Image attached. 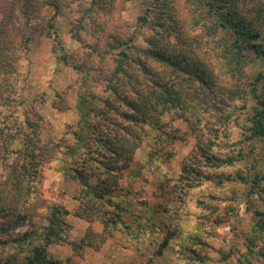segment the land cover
Wrapping results in <instances>:
<instances>
[{
  "label": "trees",
  "instance_id": "1",
  "mask_svg": "<svg viewBox=\"0 0 264 264\" xmlns=\"http://www.w3.org/2000/svg\"><path fill=\"white\" fill-rule=\"evenodd\" d=\"M131 1L0 0V264H62L48 249L66 241L69 211L44 193V169L59 156H80L69 169L78 186L75 215L103 228L100 234L89 228L71 246L76 252L101 249L130 212L112 198L123 172L132 168L149 130L161 152L182 140L176 122L200 138L198 156L183 164L180 181L185 190L207 192L199 200L195 233L177 238L182 258L210 264L208 240L240 216L236 201L246 195L253 225L236 264L264 260V208L255 207L257 200L264 205V172L254 152L264 141V70L253 78L246 71L254 59L264 60V0H154L137 25L122 16ZM48 9L51 17L43 15ZM64 9L72 11L70 33L85 57L60 59L89 77L78 125L60 141L43 144L46 96L37 95L20 112V67L31 34L54 38ZM139 28L150 31L146 47L136 45ZM53 107L71 109L67 91L56 95ZM249 110L241 123L240 114ZM235 127L242 139L233 143ZM246 144L252 147L246 150ZM247 159L251 166L238 165ZM241 186L249 193L240 194ZM175 238L166 233L158 253ZM229 257L223 254L224 261Z\"/></svg>",
  "mask_w": 264,
  "mask_h": 264
},
{
  "label": "rangeland",
  "instance_id": "2",
  "mask_svg": "<svg viewBox=\"0 0 264 264\" xmlns=\"http://www.w3.org/2000/svg\"><path fill=\"white\" fill-rule=\"evenodd\" d=\"M153 1L133 0L127 3L122 13L123 18L137 25L138 17L144 14ZM43 15L51 17L52 11L45 10ZM72 19V11L64 9L56 20L54 38L44 37L40 32L32 33L33 43L30 51L21 61L20 94L24 105L20 108V112H26L37 95L46 96L47 101L41 111L43 144L50 140L60 141L68 128L77 126L82 118L79 100L84 93L85 82L89 75L79 73L72 65H67L60 59L63 54L72 55L78 62L83 61L85 57L80 43L71 36ZM149 35V30L139 28L136 45L146 47V38ZM262 70H264V60L254 59L246 71L253 78ZM65 91L70 96L71 109L59 111L53 107V101L58 93ZM249 106L252 108L253 102ZM249 113L250 110L240 114L241 123L245 122ZM174 125L180 128L181 134H184L182 140L168 145L167 151L161 152L155 143V133L149 130L142 147L136 151L132 168L123 172L121 189L115 192L112 198L130 212L125 213L124 223L114 231L101 249L85 248L82 252H76L71 246L72 243L81 242L89 228H93L99 234L103 230L98 221L89 223L75 215L79 206L76 200L78 186L72 179L69 169L75 165V160L77 161L80 156L76 159L59 156L45 167L44 193L49 199H60L65 202L69 211L66 221L70 226L66 241L48 249L50 256L61 261L62 264H136L131 254L124 258V254L129 253L128 238L138 239V235L134 233L138 234L145 230L147 225L149 236L157 232L163 234V238L168 232L176 234V238L172 241V245L176 243V247L165 249L163 254L158 253L163 238L159 239L158 243L149 245V247L154 246V251L149 254L148 264H152L153 259L157 264H187L182 258L177 238L184 236L185 233H195L198 216L202 212L199 200H203L207 192L205 188L185 190L184 184L180 181L183 164L189 163L198 156L200 138L187 133L188 127L183 123L176 122ZM209 133L205 129L204 137L209 139ZM231 139L233 143L242 139V131L239 127L232 129ZM256 146L254 152L259 158L258 166L264 172V141ZM244 147L249 150L252 145L246 144ZM252 163L247 159L238 165L244 167L251 166ZM140 171L141 173L135 178ZM239 190L240 194L249 193L248 186H241ZM246 197V195L239 197L236 201L237 206L243 208V212L239 211L240 216L230 226L220 228L213 233L208 240L207 252L210 264H236L245 252L246 236L252 228L254 218V209H248L242 199L246 200ZM255 207L262 209L264 205L257 200ZM135 216L140 217L139 221ZM138 222L143 227H139ZM223 254H228L230 257L224 261ZM138 257L142 260L144 253L138 252ZM257 264H264V260Z\"/></svg>",
  "mask_w": 264,
  "mask_h": 264
},
{
  "label": "clouds",
  "instance_id": "3",
  "mask_svg": "<svg viewBox=\"0 0 264 264\" xmlns=\"http://www.w3.org/2000/svg\"><path fill=\"white\" fill-rule=\"evenodd\" d=\"M134 235H138V239H132L131 237L128 238V245H129V253L124 254V258H127L129 254H131L132 258L136 260V264H148L149 254L154 251V246L149 247V245H154L158 243L159 239L163 238V234L161 233H153L151 236L147 234V225L145 226V230L141 231L140 233ZM187 236V233H185ZM183 242H187L186 240ZM172 247H176V243L172 245ZM107 251V249H105ZM138 252H143L144 257L141 260L138 257ZM152 264H157L155 259L152 260Z\"/></svg>",
  "mask_w": 264,
  "mask_h": 264
}]
</instances>
